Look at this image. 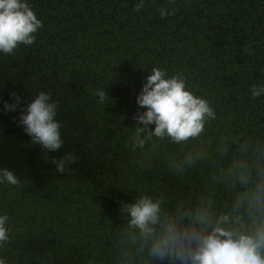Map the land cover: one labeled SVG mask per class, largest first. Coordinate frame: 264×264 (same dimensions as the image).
I'll use <instances>...</instances> for the list:
<instances>
[{
  "label": "trees",
  "instance_id": "16d2710c",
  "mask_svg": "<svg viewBox=\"0 0 264 264\" xmlns=\"http://www.w3.org/2000/svg\"><path fill=\"white\" fill-rule=\"evenodd\" d=\"M43 27L30 46L0 52V215L9 240L6 264H180L150 255L166 226L211 225L245 233L264 219V0H25ZM160 8L174 15L161 18ZM250 46V47H249ZM152 68L182 74L186 90L216 113L195 138L174 143L140 133L133 116ZM105 91L100 103L97 91ZM58 102L62 147L47 152L19 124L36 95ZM10 93L20 97L5 111ZM78 159L56 171L52 158ZM160 200L152 234L132 226L122 204ZM264 255V252H262Z\"/></svg>",
  "mask_w": 264,
  "mask_h": 264
},
{
  "label": "clouds",
  "instance_id": "9594fccd",
  "mask_svg": "<svg viewBox=\"0 0 264 264\" xmlns=\"http://www.w3.org/2000/svg\"><path fill=\"white\" fill-rule=\"evenodd\" d=\"M145 6V0H139L134 10L139 12ZM161 18L174 15L175 10L169 12L160 8ZM42 21L32 11L25 0H0V52L5 55L14 54L20 45L30 46L35 42V33L42 28ZM250 47V46H249ZM100 103L106 99L105 91H97ZM264 95V84L251 86L253 99ZM12 104L4 101L5 111H15L20 105V97L10 93ZM139 110L133 116L138 125L133 148L143 147L144 140L140 133L154 124L150 135L163 139L169 137L174 143H181L199 136L209 120L216 118V113L209 102L186 90V80L182 74L166 78V71L152 68L136 97ZM58 102L52 100L50 93L41 91L22 109L19 124L25 133L31 137L32 143L40 145L47 152L59 150L63 145L61 138V123L55 119ZM77 157L66 154L59 160L52 158L56 164V171L63 174L71 171L66 165L75 163ZM0 183L18 185V177L8 169H0ZM121 210L129 213L132 226L138 228L142 234H152L159 220L160 200L155 202L149 195H142L135 203L122 204ZM7 214L0 215V245L9 240L6 224ZM204 226L200 230H181L174 222L169 223L164 234L153 243L150 255L158 259L179 261L180 264H264V219L259 223L253 221V227L247 233L225 227L229 224V216L222 215L216 221L211 231L207 226L212 224L206 212L198 213L196 221ZM0 264H6L0 258Z\"/></svg>",
  "mask_w": 264,
  "mask_h": 264
}]
</instances>
